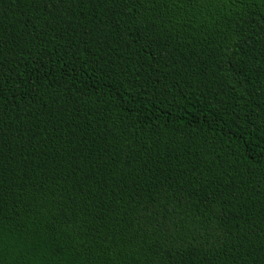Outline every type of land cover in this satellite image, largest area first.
<instances>
[{
	"label": "trees",
	"instance_id": "obj_1",
	"mask_svg": "<svg viewBox=\"0 0 264 264\" xmlns=\"http://www.w3.org/2000/svg\"><path fill=\"white\" fill-rule=\"evenodd\" d=\"M0 264H264V0H0Z\"/></svg>",
	"mask_w": 264,
	"mask_h": 264
}]
</instances>
